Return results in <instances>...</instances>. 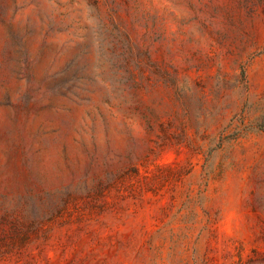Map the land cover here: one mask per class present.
I'll use <instances>...</instances> for the list:
<instances>
[{"label":"rangeland","instance_id":"rangeland-1","mask_svg":"<svg viewBox=\"0 0 264 264\" xmlns=\"http://www.w3.org/2000/svg\"><path fill=\"white\" fill-rule=\"evenodd\" d=\"M0 264H264V0H0Z\"/></svg>","mask_w":264,"mask_h":264}]
</instances>
